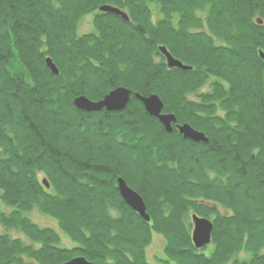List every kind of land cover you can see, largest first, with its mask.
Returning a JSON list of instances; mask_svg holds the SVG:
<instances>
[{"label": "trees", "instance_id": "trees-1", "mask_svg": "<svg viewBox=\"0 0 264 264\" xmlns=\"http://www.w3.org/2000/svg\"><path fill=\"white\" fill-rule=\"evenodd\" d=\"M87 15L92 30L80 33ZM160 47L191 69L169 68ZM260 52L264 0H0V264H150L155 234L156 264H264ZM121 86L158 95L173 131L134 97L118 112L73 104ZM181 124L208 142L184 139ZM34 208L58 229L30 220ZM193 214L213 222L210 248L194 247Z\"/></svg>", "mask_w": 264, "mask_h": 264}, {"label": "water", "instance_id": "water-1", "mask_svg": "<svg viewBox=\"0 0 264 264\" xmlns=\"http://www.w3.org/2000/svg\"><path fill=\"white\" fill-rule=\"evenodd\" d=\"M99 11L112 13L120 16L123 20H129L128 15L117 7L112 5H102ZM159 51L165 56L166 64L169 68H179L181 70H190L191 67L184 65L181 61L175 59L165 47H160ZM260 57L264 58V54L260 52ZM47 67L50 69L52 74L57 75L59 73L57 67L50 58L46 59ZM264 79V70H263ZM264 90V86H263ZM131 97L137 99L144 107L146 113L151 117L157 118L163 125L165 131L170 133L173 131L172 124L176 123V117L171 113H164V104L158 95L152 94L149 96H143L139 93H134L131 89L126 87H117L108 92L99 101H92L85 96H78L73 100V104L76 108L86 112H97L106 110L109 112H118L124 110L129 104ZM179 133L184 139L193 142L207 143L208 138L203 132L195 130L189 124H181L177 126ZM46 188L49 187L47 182L43 180ZM117 187L119 193L124 202L135 211L142 219L149 221L150 217L146 212V205L142 197L133 190L123 178H117ZM192 230L191 240L196 249H203L207 247L211 242V233L213 230V222L205 217H199L196 214L191 216ZM64 264H95L87 260L84 256H76Z\"/></svg>", "mask_w": 264, "mask_h": 264}, {"label": "rangeland", "instance_id": "rangeland-1", "mask_svg": "<svg viewBox=\"0 0 264 264\" xmlns=\"http://www.w3.org/2000/svg\"><path fill=\"white\" fill-rule=\"evenodd\" d=\"M78 30L80 33L92 30V15L84 16L80 20ZM208 90H209V87L205 86L199 92H206ZM40 177H42V176H40ZM0 209L5 210V211L7 210L6 207H4L2 204H0ZM28 217L30 218V220H32L33 222H35L36 224H38L41 227H51V228H54L56 230L58 229L57 223L54 219H52L49 216L42 215L35 208L28 213ZM0 232H4V230L0 229ZM10 234L14 237H19V238H22L23 240L27 241L26 237L23 236V234H21L19 232L12 231V232H10ZM60 236H61L60 245L62 247H72L74 245L72 240L66 234L61 233ZM163 246H164V239L161 236H158L155 234L153 236V239H152L150 245L146 249L147 259H148L150 264H156V258L162 257V255L164 254ZM210 247L211 246H209V248ZM239 256H240V258H245L246 255L241 254Z\"/></svg>", "mask_w": 264, "mask_h": 264}]
</instances>
